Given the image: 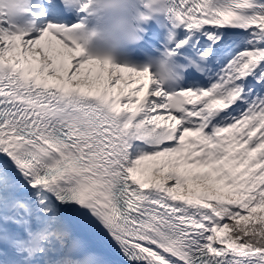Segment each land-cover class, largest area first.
<instances>
[{"label":"snow or ice","instance_id":"obj_1","mask_svg":"<svg viewBox=\"0 0 264 264\" xmlns=\"http://www.w3.org/2000/svg\"><path fill=\"white\" fill-rule=\"evenodd\" d=\"M73 2L0 0V264H264V0H163L167 85Z\"/></svg>","mask_w":264,"mask_h":264},{"label":"clouds","instance_id":"obj_2","mask_svg":"<svg viewBox=\"0 0 264 264\" xmlns=\"http://www.w3.org/2000/svg\"><path fill=\"white\" fill-rule=\"evenodd\" d=\"M163 0H90L88 9V28L85 41L95 40L106 45L104 50L122 42L134 43L135 40L125 41L124 32L139 33L140 25L146 23L153 13H164ZM123 25V30L118 31L116 22ZM172 61L168 49L165 47L159 51L157 57H151L145 63L142 70L147 69L152 75L165 79L167 66Z\"/></svg>","mask_w":264,"mask_h":264}]
</instances>
